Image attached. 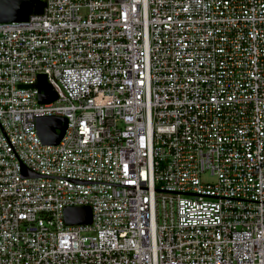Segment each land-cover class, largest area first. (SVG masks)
Returning <instances> with one entry per match:
<instances>
[{
	"label": "built area",
	"instance_id": "built-area-1",
	"mask_svg": "<svg viewBox=\"0 0 264 264\" xmlns=\"http://www.w3.org/2000/svg\"><path fill=\"white\" fill-rule=\"evenodd\" d=\"M41 1L0 23V264H264V0Z\"/></svg>",
	"mask_w": 264,
	"mask_h": 264
},
{
	"label": "water",
	"instance_id": "water-1",
	"mask_svg": "<svg viewBox=\"0 0 264 264\" xmlns=\"http://www.w3.org/2000/svg\"><path fill=\"white\" fill-rule=\"evenodd\" d=\"M43 7L41 0H0V23L27 20L32 13H41ZM37 87L42 91L39 94L40 102L47 103L55 99V93L47 84L44 75H38ZM36 126L43 144L56 145L64 134L67 121L60 116H43L36 119ZM22 172L23 176L37 177L25 169ZM64 217L67 224L90 223L91 210L88 206L68 207L64 210Z\"/></svg>",
	"mask_w": 264,
	"mask_h": 264
},
{
	"label": "rangeland",
	"instance_id": "rangeland-1",
	"mask_svg": "<svg viewBox=\"0 0 264 264\" xmlns=\"http://www.w3.org/2000/svg\"><path fill=\"white\" fill-rule=\"evenodd\" d=\"M201 178H202L203 181H208V182L213 181V178L210 177L208 174L202 175Z\"/></svg>",
	"mask_w": 264,
	"mask_h": 264
}]
</instances>
